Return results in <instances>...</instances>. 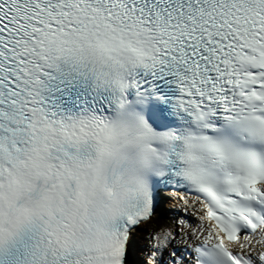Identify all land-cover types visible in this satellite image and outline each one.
<instances>
[{"label": "snow or ice", "instance_id": "snow-or-ice-1", "mask_svg": "<svg viewBox=\"0 0 264 264\" xmlns=\"http://www.w3.org/2000/svg\"><path fill=\"white\" fill-rule=\"evenodd\" d=\"M0 264H264V0H0Z\"/></svg>", "mask_w": 264, "mask_h": 264}, {"label": "bare ground", "instance_id": "bare-ground-1", "mask_svg": "<svg viewBox=\"0 0 264 264\" xmlns=\"http://www.w3.org/2000/svg\"><path fill=\"white\" fill-rule=\"evenodd\" d=\"M167 203L165 202V203H163V205H166Z\"/></svg>", "mask_w": 264, "mask_h": 264}]
</instances>
